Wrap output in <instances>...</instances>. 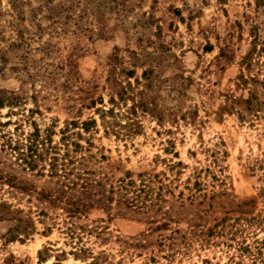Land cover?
Wrapping results in <instances>:
<instances>
[{"label": "rangeland", "instance_id": "374dc122", "mask_svg": "<svg viewBox=\"0 0 264 264\" xmlns=\"http://www.w3.org/2000/svg\"><path fill=\"white\" fill-rule=\"evenodd\" d=\"M0 101V264H255L264 0H0Z\"/></svg>", "mask_w": 264, "mask_h": 264}, {"label": "trees", "instance_id": "16d2710c", "mask_svg": "<svg viewBox=\"0 0 264 264\" xmlns=\"http://www.w3.org/2000/svg\"><path fill=\"white\" fill-rule=\"evenodd\" d=\"M1 101H0V105H1ZM94 120L89 121V122H84V128L86 130L89 129V124L92 123ZM34 137H31L29 139V144L27 145V153H26V157L25 160L27 161L28 165L31 168L36 167L37 165V160L39 158H43L45 155L43 154L42 149H57V147L55 145H51V143H49V145L46 146V141L44 138L39 139V133H34L33 135ZM51 139H49L48 141H50ZM47 141V142H48ZM48 152V151H47ZM60 157L58 155H53L52 160L50 161V173L53 174H59V176H64L62 174L59 173V169L58 167L60 165L64 166L65 165V161L62 162L60 164L59 162ZM65 170V169H63ZM71 181H69L68 185H70ZM73 184H75L72 181ZM42 195L45 198H48L50 201H52L53 203H57L59 201H61L63 199L62 195H54L52 193V191H49V193L46 192H42ZM69 202H67L66 204V209L68 211V213L70 215H76L77 213H80L82 210H84L83 207H80L79 203L81 202L79 199H69ZM3 204V203H2ZM1 204V205H2ZM12 210L9 209V212H11ZM17 220L19 221L15 227V229L19 232H23L24 234H30L33 230H34V222L31 219H25L24 217L19 216L17 218ZM259 243H261V245L256 246V250H250V251H254V253H252L254 255V261L255 264H264V239H262L261 241H259ZM248 249V247H247Z\"/></svg>", "mask_w": 264, "mask_h": 264}]
</instances>
